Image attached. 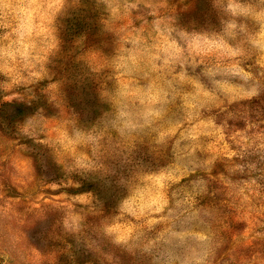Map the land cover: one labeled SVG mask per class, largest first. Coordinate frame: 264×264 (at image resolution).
<instances>
[{
  "label": "rangeland",
  "instance_id": "obj_1",
  "mask_svg": "<svg viewBox=\"0 0 264 264\" xmlns=\"http://www.w3.org/2000/svg\"><path fill=\"white\" fill-rule=\"evenodd\" d=\"M0 264H264V0H0Z\"/></svg>",
  "mask_w": 264,
  "mask_h": 264
}]
</instances>
